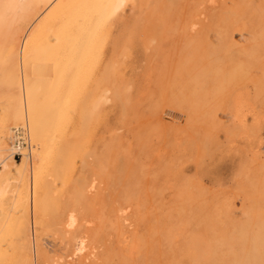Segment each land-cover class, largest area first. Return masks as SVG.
<instances>
[{
    "label": "rangeland",
    "instance_id": "rangeland-1",
    "mask_svg": "<svg viewBox=\"0 0 264 264\" xmlns=\"http://www.w3.org/2000/svg\"><path fill=\"white\" fill-rule=\"evenodd\" d=\"M171 2L135 0L110 17L114 29L107 49L94 53L90 65L80 71L75 102L68 98L67 104H61L58 149L69 143L71 150L76 144L74 153L65 146L60 152L65 160L56 168L54 158L39 164L41 148L30 131L32 144L36 143L32 158L14 159L20 172L16 180L0 174V218L4 217L0 234L8 230V236L17 200L26 195L27 202L21 222L15 224L19 228L15 238L4 239V264L199 263L198 255L187 251H202L203 246L193 244L194 234L190 233L201 240L204 237L216 251L209 264L230 260L229 241L236 253L239 247V253L249 249L248 238L264 221L260 210H264V0ZM155 3L159 6L152 7ZM237 73L241 74L234 78ZM57 92L58 97L61 92L66 97V90ZM24 122L9 124L5 132L8 146L11 129ZM25 167L34 181L28 189L23 187ZM42 198L49 201L52 223L48 230L41 228L43 214L35 203ZM251 203L254 206H248ZM71 213L76 221L68 229L65 223ZM144 220L149 223L145 225ZM143 221L145 224L137 226ZM228 221H232L229 229L225 227ZM168 223L178 224L169 225L175 234ZM174 226L182 227L181 231ZM162 227L167 235L161 234ZM151 230L159 232L155 235ZM234 237H238L236 242ZM225 238H230L226 242L229 250ZM31 240L37 241L47 260L32 249ZM80 243L88 248L78 253ZM201 259L199 264H208Z\"/></svg>",
    "mask_w": 264,
    "mask_h": 264
},
{
    "label": "bare ground",
    "instance_id": "bare-ground-1",
    "mask_svg": "<svg viewBox=\"0 0 264 264\" xmlns=\"http://www.w3.org/2000/svg\"><path fill=\"white\" fill-rule=\"evenodd\" d=\"M132 1H135V0H0V165H1V169H2L0 171V174L2 173L5 176L7 175L14 180H16L18 178V174H20V172L18 169H16L18 164L15 162V160H18V159L20 161H22L23 159L30 160L32 158L33 152L36 151L35 150L36 149V147H35L36 143H35V145L32 144L31 137H30L31 135H32V139H34L40 145V146L38 145V149H39V147L41 148V149H39L40 153L37 156V162L39 164L47 163L48 161L51 160V158H54L53 164L55 165V168H56L59 161H60V163L63 161L62 158L65 160V158L62 157L63 155L61 156V154H64V153H60V152H63V150L67 147V145H69V143H67V145H65L66 147L63 146L64 149H62L63 147L61 148L59 146L60 151L56 152V149L59 150L58 149V139L60 138V135H59V131H58L59 124L57 123V121L60 119L59 117H60V114L62 112L61 104H63V105L67 104L65 102H66V99H68V98L71 99L72 103L75 102V98L73 97V95H74V92H75L77 84H78V78H79L80 71L85 66H87V64H89L90 59L94 55V53L100 51L102 48L107 49V46H106L107 39L110 36V34L113 32L112 30L114 29V27L111 24H109V22H108L110 17L112 15H114L118 11V9H120L122 6L127 5V4L131 3ZM140 1L142 3H144L147 0H140ZM151 1H153V0H151ZM160 1H163V0H160ZM166 1H167V3L169 2L171 5L172 0H166ZM148 3L150 5L149 1H148ZM158 3H159V0H158ZM158 3L157 4L155 3L156 5H153L152 7L159 6ZM161 3H160V5H162ZM255 4H256V2H255ZM136 5H138V4L136 3ZM149 5H148V7L150 8ZM167 6H169V5L165 4V7H167ZM165 7H164V9H165ZM237 7H238V5H237ZM154 9L156 10V7ZM157 9L159 10L158 7H157ZM146 10H147V8H146ZM155 10H152V16L154 15V13L156 14ZM167 11L169 12V10H167ZM171 11H172V8H171ZM141 12H143V10H141ZM138 18L141 19L143 17L141 16V18L140 17H138ZM130 19H132V18H130ZM153 19H155V17ZM256 19H257V17H256ZM248 20L251 21L250 19H248ZM129 22H130V20H129ZM137 22H138V20H137ZM261 23H262V21H261ZM137 26L139 27V25H137ZM136 27L134 26V30L138 29V27L137 28ZM238 29L239 28H237V30ZM130 30L132 31V28ZM125 32H127V30L124 31V33ZM256 46H257V44H256ZM109 48H111L110 45H109ZM117 48H118V46H117ZM253 48H254V46H253ZM250 50H251V48H250ZM113 52H115V51H113ZM248 52H251V51H248ZM110 55H111V57H113L114 54L112 55V53H111ZM248 55H249V53H248ZM112 61H114V60H112ZM113 63H111V64H113ZM105 64H107V63H105ZM246 65H245V67H246ZM113 66H114V64H113ZM109 71H112V69H110ZM239 72H240V70H239ZM103 73H104V70H103ZM237 74H238V76H235L234 78H238L240 76L239 73H237ZM237 74H235V75H237ZM198 76H200V75H198ZM102 80L103 79H101L99 81L101 82ZM109 80L111 81V79H109ZM109 80H107V81H109ZM103 82H105V81H103ZM108 84H109V82L107 83V85ZM224 86H225V84H224ZM112 87H113V85H112ZM59 89L66 90V97H62L64 95L63 92H61L63 95L60 94L59 97L57 96L58 95L57 90H59ZM115 92H117V91L115 90ZM217 93H218V91H217ZM254 93L256 94V92H254ZM194 94L196 95V93H194ZM60 96L62 98H60ZM79 100H80V98H79ZM85 103H84V106H86ZM124 103L126 104V102H124ZM97 104H98V102H97ZM128 104H129V102H128ZM63 105H62V107H63ZM139 105H141V104L139 103ZM84 106H83V109L81 106L82 110H84ZM135 109H138V106ZM82 113L84 114V111H81V114ZM83 116H81V117L84 118ZM23 120L25 121L24 124L20 123V124H22L21 126H18V127L16 126L15 128L11 129V147L8 146V140L7 139H9V137L7 138L5 132H7L6 130H7V128H9V124H18L19 122H22ZM29 127H30V130H29ZM30 131H31V135H30ZM9 132H10V129H9ZM74 133H75V131H74ZM8 134H10V133H8ZM74 135L77 137L78 133L74 134ZM76 137H74V138H76ZM79 137H80V135H79ZM79 137H78V139H79ZM65 138H67V137L65 136L64 140H65ZM62 139L63 138H61L60 142H62V141L64 142V140H62ZM21 141H23L24 143H27L26 147H24V144ZM69 141L71 142L70 138H69ZM60 142H59V144H60ZM66 142H68V139H66ZM75 142L77 143V141H75ZM64 144H66V143H64ZM64 144L62 143V145H64ZM70 144H72V143H70ZM74 146H76V144L72 145V149L74 148ZM69 148H71V146L67 147V150H69V153L70 154L74 153L73 150L76 147L73 150L72 149L70 150ZM11 150H12V154L10 153ZM67 150L65 152H68ZM66 155H67V153H66ZM69 157H70V155H69ZM13 168H15V169H13ZM39 169H40V167L38 166L36 169L37 171H35L36 177H37V172ZM24 171H25V173H24V178H23V185H24L23 187L28 189L29 185L31 188V186L34 184V181L31 177V173H30V177H29V172H28L27 167L24 168ZM52 172H54L53 175H55L57 173V170L55 171V169H54ZM29 182H30V184H29ZM45 186H46V184H45ZM47 188H48V186H47ZM193 190H195V189H193ZM1 191H2V189L0 188V193H1ZM48 191H50V190L48 189ZM47 194H49V192ZM179 195H182V194L180 193ZM25 197H26V195H24L23 199H18L17 202L15 203V205H13V207L15 206L14 214H13L14 218H12L13 219L12 220L13 225H9L12 227H10L11 229L9 230L8 236L6 234V233H8V230L6 232L2 231L0 234V264H4L5 261L3 260V256L5 255V253H7V252H5L6 251L5 243H4L5 237L7 236L10 238L11 236H13V238H15V235L18 232L19 228H16L15 224L19 225V223L21 222V216L23 215L24 209H25L26 204H27ZM261 197H263V195H261ZM246 199H247V197H246ZM257 199H256V201H258ZM48 202H47V200H45V198L44 199L42 198V200H40L39 202L38 201L35 202V203H37L39 208L42 210L41 212L43 214V218L41 220V228L44 230L50 229L51 223H52V219L49 217V212L47 210ZM251 202H252V199H251ZM260 202H261V200H260ZM252 203L248 204V206L252 205ZM257 204H258V202H257ZM252 206H254V205H252ZM250 208H252V207H250ZM260 210L264 211L262 208H260ZM162 213H163L162 214L163 216L164 215L167 216V212H162ZM13 215H12V217H13ZM50 215H52V214H50ZM148 215H150V214H148ZM251 215L253 218L254 213H252ZM258 215H260V214L258 213ZM137 216H138V213H137ZM166 216H164V217H166ZM1 217H2V215H1ZM154 217H156V219H157V216H153V218ZM254 217H255V215H254ZM2 218H0V219H2L4 221V217H2ZM100 219H101V217H100ZM172 219H175V218H172ZM243 220H244V218H242V222H243ZM251 220H253V219H251ZM75 221H76L75 215H73L72 213L69 214L67 217L66 223H65L66 227L68 229L72 228ZM135 221H138V220L135 219ZM144 221L146 223V220H144ZM144 221L137 223V226H139L140 224H143ZM262 221H263V219H262ZM156 222L157 223H155V225L160 223L159 219L156 220ZM231 222L232 221H230V222L228 221V223H230V224L227 223L228 226H225V227H227V228L230 227ZM242 222H240V223H242ZM10 223H11V221H10ZM147 223H149V220H147ZM147 223L145 225H147ZM164 223H165V221H164ZM5 224H7V223H5ZM171 224H177V223H168L167 226L169 227V225H171ZM182 224L183 223H181V226H182ZM242 224H245V222ZM158 225H156L157 228H158ZM183 225H185V224H183ZM179 226H176V227L174 226V227H175V229L178 228V229H180L179 231H181L182 227L179 228ZM198 226H200V225H198ZM0 227H1V225H0ZM3 227H1V228H3ZM253 227L256 228V225ZM145 229H147V228L145 227ZM169 229L171 230L172 228L169 227ZM237 229L239 230L240 228H237ZM4 230H6V227ZM158 230H159V228H158ZM158 230H154V231L151 230V232L152 231L157 232ZM172 230H171V232H172ZM187 231H188V229H187ZM244 231H246V229ZM160 232H162V231H160ZM190 232H192V231H190ZM242 232H243V230H242ZM136 234L137 233H135L133 235L135 236ZM161 234L167 235L166 231L164 233V228H163V233H161ZM173 234H175V233H173ZM191 234H192V236L194 234V238H193L194 240L192 239V241H194L193 244H196V245L202 244V246L204 248V244L208 243L206 240L207 238H205V240L207 242L206 243L205 241H203L204 237H203V240H201L202 238H200V237L197 238L199 236L198 234H197V237H195L196 236L195 233H190V235ZM236 234H237V232H236ZM241 234L242 233H240L239 235H241ZM246 234H248L247 231H246ZM9 235H11V236H9ZM67 235L68 236L71 235V232H68ZM96 235H98V234L96 233ZM144 235H146V234H144ZM155 235H157V233ZM239 235H237V236H239ZM86 236H87L86 238H88V240H89V237L91 235L88 231L86 232ZM134 236H132V237H134ZM153 236L154 235H152L151 238ZM192 236H190V238H192ZM201 236H204V235H201ZM142 237H146V236L142 235ZM165 237L167 238V236H165ZM184 237H185V239H187V235H185ZM184 237L182 236V238H184ZM134 238L137 239V240H135V242H138V243L140 242V241H138V238H136V236ZM140 238H139V240H140ZM174 238H177V237L174 236ZM185 239H180V240L185 241ZM229 239H228V241H229ZM248 239H250V247L248 250L246 248V253H242V252L239 253L240 247L238 248V246H236V248H238L237 249L238 253H236V251H234L235 248L232 250V248H233L232 244L229 243L231 241L228 242L226 239L225 243L228 242L229 246L231 245L230 246L231 248L229 247L230 248V253H229L230 254V260H229V258H227L229 260L228 262L222 261L221 259H219V261L218 260H216V261L218 263H221V264H264V221H263V223L261 222L258 224V227L252 233L251 238H248ZM7 240H9V239H7ZM153 240H155V239H153ZM171 240L174 241L176 239L173 240L171 238ZM233 240L236 242V240H238V237H234ZM11 241H12V238H11ZM129 241L130 240H128V242ZM132 241H134V240H132ZM167 241H169V240H167ZM146 242H147V239H146ZM185 242H188V241H185ZM141 243L145 244V242H143V241ZM154 243L156 244L157 242L155 241ZM128 244H130V243H128ZM172 244H174V243H172ZM176 244H174V245H176ZM187 244H191V243H187ZM134 245H135V243H134ZM167 245H169V244L167 243ZM216 245H215V247H216ZM31 246H32V249L34 251H39L41 253V257L43 259L45 254H43V252H41L37 241L31 240ZM86 246L87 245L80 243L77 247L78 253L85 250V248H88ZM90 246H91V244H90ZM131 246L132 245H130V247ZM153 246H155V245L153 244ZM192 246H194V245H192ZM208 246H209V243L207 244V247ZM145 247L143 246V248H145ZM209 247L208 248L205 247L204 249L202 248L201 249L202 251L188 250L187 253L196 254L195 256L198 255V257H196L195 259L198 260L199 263L201 262V261H199V259H201V258L205 259L204 258V256H205L206 259L203 261H205L204 263H206V261H208V264H209V262L212 263V261L215 260L214 256L216 253V251L213 252L211 245ZM218 247H220V246H218ZM226 247L225 248L227 250H229L227 243H226ZM139 248H141L140 250H142V247L139 246ZM171 248H173V246ZM171 248H166V249L168 251H170ZM225 248H222V250L223 249L225 250ZM134 250H138V247L135 246ZM224 250H223V252H224ZM139 252L140 251H138L137 253H139ZM203 252L205 253V255ZM134 253H136V252H133V254ZM130 254L132 255V253H130ZM165 254H166V252H165ZM224 257H225V253H224ZM135 258H137V256ZM220 258H221V256H220ZM43 260L45 261L47 259H43ZM124 260H127V259H124ZM129 262L131 263L132 261H129ZM192 263L193 264L194 263L199 264V263H197V261L196 262L193 261Z\"/></svg>",
    "mask_w": 264,
    "mask_h": 264
},
{
    "label": "built area",
    "instance_id": "built-area-1",
    "mask_svg": "<svg viewBox=\"0 0 264 264\" xmlns=\"http://www.w3.org/2000/svg\"><path fill=\"white\" fill-rule=\"evenodd\" d=\"M21 142L24 144V147H26V144H27V143H24L23 141H21ZM19 153H20V152H19ZM18 157H19V156H18Z\"/></svg>",
    "mask_w": 264,
    "mask_h": 264
}]
</instances>
